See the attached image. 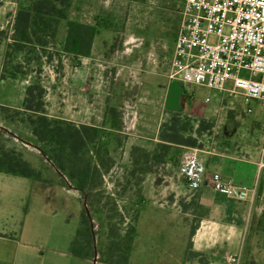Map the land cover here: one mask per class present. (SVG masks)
Returning a JSON list of instances; mask_svg holds the SVG:
<instances>
[{"label": "rangeland", "instance_id": "374dc122", "mask_svg": "<svg viewBox=\"0 0 264 264\" xmlns=\"http://www.w3.org/2000/svg\"><path fill=\"white\" fill-rule=\"evenodd\" d=\"M181 1H118L101 12L106 28L98 29L89 58L76 64L60 54L64 22L40 59L33 57L27 63L24 56H13L12 64H20L28 75L0 80V154L15 151L45 181L0 173V233L13 237L2 246L5 260L0 264H136V259L148 260V253L139 254L143 243L162 244L169 239L177 250L182 245L178 230L169 235L155 232L149 220L138 226L135 236L143 180L154 179L162 190L167 201L163 208L168 206L175 213L193 211L196 190L189 191L186 199L183 188L167 187L184 184L177 176L184 148L170 149L163 160L153 159L161 129L172 115L166 90ZM27 5L0 0V75L12 17ZM34 79L46 90L45 112L51 120L93 129L83 156L94 174L83 192L43 153L50 145L38 143L31 134L22 101ZM181 86L176 109L193 126L197 139L193 148L263 147L264 108L257 101L246 103L238 94ZM199 121L212 127L195 135ZM83 216L90 236L78 241L77 248L88 258L75 257L70 251L75 234L84 228ZM177 216L175 224L186 222L193 228L195 219ZM198 260L203 264L205 259Z\"/></svg>", "mask_w": 264, "mask_h": 264}, {"label": "crops", "instance_id": "0c3cea01", "mask_svg": "<svg viewBox=\"0 0 264 264\" xmlns=\"http://www.w3.org/2000/svg\"><path fill=\"white\" fill-rule=\"evenodd\" d=\"M118 1L120 0H73L71 19L93 24L100 19L101 12L112 9ZM82 17L87 20L83 21ZM171 82L169 80L167 95ZM176 84L177 87L180 86L179 99L183 89L181 84ZM183 108L184 106H180L181 110ZM199 156L203 161L205 174L200 187L194 192L193 211L189 214L175 213L168 206L163 208L167 201L162 190L154 184V179L148 178L141 182V195L137 198L136 206L138 218L135 236L137 234L138 237V226L144 220H149L155 232L164 231L169 235L170 232L176 234L178 230L183 243L178 250L169 239L162 244L143 243L139 254L148 253V260L136 259V264H201L198 260L200 258L205 259L203 264H231L227 262V256L235 257L236 262L233 264H264V173L257 171L259 160L264 161V145L259 149L251 146L230 149L204 147L199 150ZM211 174H220L237 186L251 188L254 190L253 195L246 202H237L219 195L212 190L208 181ZM182 185L177 182L167 187L172 190L183 188L187 199L186 195L191 190ZM176 214L180 218L195 219L193 228L186 222L182 225L175 224ZM10 238L13 237L0 233V253L2 246ZM189 253L192 254L191 258L187 257ZM3 258L4 255L0 254V262L5 260Z\"/></svg>", "mask_w": 264, "mask_h": 264}, {"label": "trees", "instance_id": "16d2710c", "mask_svg": "<svg viewBox=\"0 0 264 264\" xmlns=\"http://www.w3.org/2000/svg\"><path fill=\"white\" fill-rule=\"evenodd\" d=\"M14 1L28 2V5L19 7L12 17L10 42L6 44L1 67V81L27 76V72L21 70L20 64H12L13 56L22 55L27 63H30L33 57L40 59V53L55 39L61 22L65 23V34L60 54L70 57L75 64L79 58L89 57L98 29L106 28L100 19L95 20L93 24L70 19L69 12L73 0ZM45 95L46 90L38 79H34L25 88L22 108L27 115L31 134L38 143L50 145L43 153L61 173H66L70 180L75 181L76 188L83 192L89 187L94 174L83 156L87 144L92 140L93 129L84 125L75 126L71 122L51 120L45 112ZM169 109L172 115L161 129L153 154V159L157 161L168 156L170 149L194 147L197 141L193 137L190 120L182 117L177 109ZM211 127V124L199 121L194 134L201 135ZM0 172L36 182L45 181L40 172L35 171L15 151L0 154ZM81 223L84 228L75 234L70 251L75 257L88 258L90 255L77 248L80 241L82 243L90 236L87 217L83 216Z\"/></svg>", "mask_w": 264, "mask_h": 264}, {"label": "built area", "instance_id": "2783aa9c", "mask_svg": "<svg viewBox=\"0 0 264 264\" xmlns=\"http://www.w3.org/2000/svg\"><path fill=\"white\" fill-rule=\"evenodd\" d=\"M168 79L238 94L264 108V0H182ZM257 171L264 173L263 160ZM204 174L199 149L184 148L178 178L197 190ZM208 181L213 191L237 202H246L254 192L220 174H211ZM226 260L236 262L233 256Z\"/></svg>", "mask_w": 264, "mask_h": 264}, {"label": "flooded vegetation", "instance_id": "af4514ba", "mask_svg": "<svg viewBox=\"0 0 264 264\" xmlns=\"http://www.w3.org/2000/svg\"><path fill=\"white\" fill-rule=\"evenodd\" d=\"M177 89H178L177 86H170V89H169V92H168V95H167V98H168L167 103L170 104V103L173 102L174 95H175ZM177 99H178V96H177ZM176 106H178L177 101H176V105H175V107H176Z\"/></svg>", "mask_w": 264, "mask_h": 264}, {"label": "water", "instance_id": "95a60500", "mask_svg": "<svg viewBox=\"0 0 264 264\" xmlns=\"http://www.w3.org/2000/svg\"><path fill=\"white\" fill-rule=\"evenodd\" d=\"M171 86H177V84H176L175 82H171ZM178 87H179V86H178ZM178 93H179V88L176 90V93H175V95H174L173 102L170 103V104L167 103V106H168V107L175 108ZM167 101H168V98H167ZM175 109H176V108H175Z\"/></svg>", "mask_w": 264, "mask_h": 264}]
</instances>
